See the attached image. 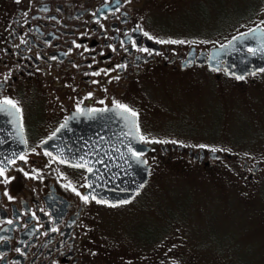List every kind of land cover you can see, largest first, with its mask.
I'll use <instances>...</instances> for the list:
<instances>
[{"label":"flooded vegetation","instance_id":"af4514ba","mask_svg":"<svg viewBox=\"0 0 264 264\" xmlns=\"http://www.w3.org/2000/svg\"><path fill=\"white\" fill-rule=\"evenodd\" d=\"M229 1H222L215 31L254 22L221 45L199 48L186 41L203 30L187 36L189 29L176 24V17L211 12L216 0H0V102L10 99L21 110L6 106L3 123L18 116L24 138L23 149L0 154V264H109L96 250L98 208L106 203L91 199L88 170L61 162L54 153L61 147L53 140L72 115L118 104L136 112L137 92L156 75L204 66L238 77L211 69V50L253 30L264 33V0ZM157 17L168 23H157ZM262 74L250 70L243 79L256 83ZM136 118L139 125V114ZM142 142L151 146L147 157L157 145ZM160 149L188 152L204 167L222 159L203 150L199 163L192 149L174 144ZM262 167L257 162L248 179ZM250 168L245 160L243 172ZM151 244L143 246V255L121 263L174 264L170 251L153 252Z\"/></svg>","mask_w":264,"mask_h":264},{"label":"rangeland","instance_id":"374dc122","mask_svg":"<svg viewBox=\"0 0 264 264\" xmlns=\"http://www.w3.org/2000/svg\"><path fill=\"white\" fill-rule=\"evenodd\" d=\"M222 1L211 12L176 17L187 36L203 30L186 42L221 45L252 25L255 18L215 31ZM133 105L144 142L158 141L146 142L157 145L147 156L151 177L134 200L98 208L101 258L122 264L152 243L153 252L170 251L174 264H264V167L248 179L257 162L264 164V74L254 83L204 66L166 72L142 87ZM173 144L233 157L204 167L188 152L162 153L160 146Z\"/></svg>","mask_w":264,"mask_h":264},{"label":"water","instance_id":"95a60500","mask_svg":"<svg viewBox=\"0 0 264 264\" xmlns=\"http://www.w3.org/2000/svg\"><path fill=\"white\" fill-rule=\"evenodd\" d=\"M248 47L255 49V53H247ZM209 67L214 70L223 68L238 77L245 76L250 70L263 69L264 33L253 31L212 49ZM8 115V110L0 112V154L10 148L15 151L24 148L20 119L17 116L16 120L7 119L3 123V118ZM139 137L137 118L130 113L119 108L84 111L72 115L60 129L53 142L59 144L61 150L54 153L73 166L84 164L83 168H91L92 172L87 174V184L91 185L87 187V194L95 195L97 201L116 205L134 199L149 181L151 166L143 154L151 147L142 143ZM133 152L141 155L134 156ZM189 154L199 163L206 157L203 150L195 154L190 150ZM208 156L211 159L226 157L218 153H209ZM227 157L231 158L230 155ZM205 165L208 166L209 162Z\"/></svg>","mask_w":264,"mask_h":264},{"label":"snow or ice","instance_id":"6c2138e0","mask_svg":"<svg viewBox=\"0 0 264 264\" xmlns=\"http://www.w3.org/2000/svg\"><path fill=\"white\" fill-rule=\"evenodd\" d=\"M253 31H255V30H253ZM145 35H147V33H145ZM245 35H246V34H245ZM150 38H151V37H150ZM173 42L175 43V41H173ZM143 50H144V51H148V49H143ZM248 51H249V52H253V53H255L256 50L253 49V48H249ZM261 70L264 71V69H261ZM96 74L99 75V73H96ZM237 79H243V76H239V77H237ZM6 106H10L11 109H15L17 112L21 111V110L19 109L18 105H17L14 101H12V100H10V99H6V100H4L3 102H0V112H2V111H6V110H7ZM116 107L123 109L124 112L130 113L131 116H133V117H136V116L138 115L134 110L128 108L127 106L119 105V104H118V105H116ZM61 127H64V125H61ZM137 127H138V126H137ZM139 139H141V140H145V137L140 136ZM146 142H158V141H146ZM129 151H132V150L129 149ZM48 154L50 155V153H48ZM132 154H133L134 156H139V155H141V154L138 153V152H133ZM20 159H24V157L21 156ZM61 162H64V161H61ZM75 166H77V167H85L84 164H78V165H75ZM87 170H88L89 172H92V169H91V168H88ZM3 175H4V170H3V168H0V176H3ZM88 187H91V185L89 184ZM73 191H75V189H73ZM82 199H84V200L87 202V201L89 200V196H88V195H85V196L82 197ZM91 199L95 200V199H96L95 195H92V196H91ZM101 202H105V201H99V200L97 201V203H101ZM124 202L127 203V202H129V201H124ZM110 206H115V205H110Z\"/></svg>","mask_w":264,"mask_h":264},{"label":"trees","instance_id":"16d2710c","mask_svg":"<svg viewBox=\"0 0 264 264\" xmlns=\"http://www.w3.org/2000/svg\"><path fill=\"white\" fill-rule=\"evenodd\" d=\"M250 260H251V259H250ZM246 261H247V258H246V259H244V263H245ZM242 262H243V261H242ZM242 262H241V263H242ZM255 262H256V261H255ZM244 263H243V264H244Z\"/></svg>","mask_w":264,"mask_h":264}]
</instances>
